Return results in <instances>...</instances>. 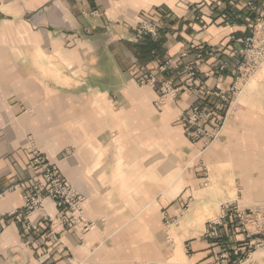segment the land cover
<instances>
[{"label": "crops", "instance_id": "obj_1", "mask_svg": "<svg viewBox=\"0 0 264 264\" xmlns=\"http://www.w3.org/2000/svg\"><path fill=\"white\" fill-rule=\"evenodd\" d=\"M259 9L264 0H0V264H226L214 234L233 237L211 225L264 208V66L229 91ZM156 10L171 18H161L163 53L141 63L131 28ZM182 52L196 83L228 93L206 146L178 119L195 101L182 68L163 73L179 96L161 109L157 87L136 81L140 65L155 72ZM34 149L82 193L88 230L56 221V240L46 237L44 218L58 213L46 199L22 234L27 220L13 212L35 176ZM234 240L233 250L245 244Z\"/></svg>", "mask_w": 264, "mask_h": 264}, {"label": "built area", "instance_id": "obj_2", "mask_svg": "<svg viewBox=\"0 0 264 264\" xmlns=\"http://www.w3.org/2000/svg\"><path fill=\"white\" fill-rule=\"evenodd\" d=\"M249 6L251 3H248ZM158 18L152 16H138L134 29L135 40H141L145 36L153 39L159 37V31L162 28L161 18L165 17L166 21L170 20L168 12L156 10ZM259 17L263 12H259ZM253 29V30H252ZM250 31V34L244 38L245 48L240 52L244 58L241 66L245 69H238V76L243 72L250 73L257 68L264 66V50L259 49L258 35L264 32V21L261 18L256 19V23ZM187 53L180 54V60L172 61L167 59L161 62L156 71H149L143 66L138 67L137 82L141 85L148 84L157 87L158 95L154 100L156 108L161 109L164 106L167 96L176 98L179 96V85L174 78L163 76L168 69L182 68L183 74V91H188L195 95V101L192 105L181 112L179 121L183 124L184 132L191 141L202 139L205 146L212 142L220 132L224 123V114L221 112L220 101L228 99V93L222 90H213L205 87L203 83H196L197 72L192 62H183ZM201 51L196 53V59H201ZM224 65L220 66L223 69ZM234 94L237 91L236 83H233L229 89ZM210 126L208 128L207 126ZM30 163L35 171V176L24 191V204L22 208L13 212L18 218H26L30 212L37 208L44 207V201L49 199L57 208V215L51 216L46 214L45 220L48 225L45 226V236L56 240L54 225L60 221L69 227H80L82 230H88L93 222L83 217L82 203L84 197L76 188L67 182L56 165L40 153L37 149L32 150ZM167 220V219H166ZM166 223H177L172 218ZM31 225L25 224L22 228V234L27 236L31 232Z\"/></svg>", "mask_w": 264, "mask_h": 264}, {"label": "rangeland", "instance_id": "obj_3", "mask_svg": "<svg viewBox=\"0 0 264 264\" xmlns=\"http://www.w3.org/2000/svg\"><path fill=\"white\" fill-rule=\"evenodd\" d=\"M261 11L263 12V15H261L260 17L258 12L255 14L250 31L255 25L257 18H261L264 21V10L259 9V12ZM131 30L134 32L133 28H131ZM258 40H259V49L264 50V32L262 35L261 33L258 35ZM243 45L244 46L242 50L245 48L244 39H243ZM240 52H239V56H240ZM240 58H241V64H238V66L232 71V75L235 77L233 83L237 82L236 80L239 78L237 70L241 67L244 61V58L242 56H240ZM221 65H224L223 69H220ZM227 65H228L227 61L219 59L215 68L218 72L222 73V71L226 69ZM204 86L207 87L206 85ZM57 169L59 168L57 167ZM19 219L27 220L26 224H30L29 219L26 218H19ZM166 219H167L166 221H168L171 218L167 217ZM172 219L177 221L175 218ZM166 224H171V223L169 222ZM223 224L226 226V230L228 231V236L233 238L227 239L224 233H219L216 230V234H214V236H216L217 240L220 242L219 243L220 246L218 248L219 252H217L216 254L218 260H225L224 263L226 264H264V208L260 210L248 209L241 212L240 211L232 212L231 215L226 220H220L218 222H214L211 226H220ZM209 230L211 232V229L208 227L206 234L210 233ZM234 233L235 234L240 233L243 235V240L245 244H243L241 249L239 250H233L230 247L232 244H234L233 242H235Z\"/></svg>", "mask_w": 264, "mask_h": 264}, {"label": "trees", "instance_id": "obj_4", "mask_svg": "<svg viewBox=\"0 0 264 264\" xmlns=\"http://www.w3.org/2000/svg\"><path fill=\"white\" fill-rule=\"evenodd\" d=\"M226 15L229 20H233L235 18L231 11H228ZM160 35L159 31V37L157 39L145 36L142 40H139L140 42L133 44V49L139 62L146 63L149 59L154 58L156 55L160 56L163 53L162 43L164 40Z\"/></svg>", "mask_w": 264, "mask_h": 264}]
</instances>
